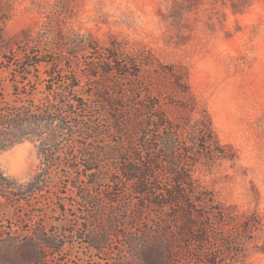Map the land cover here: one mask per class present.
I'll return each instance as SVG.
<instances>
[{
  "label": "rangeland",
  "instance_id": "obj_1",
  "mask_svg": "<svg viewBox=\"0 0 264 264\" xmlns=\"http://www.w3.org/2000/svg\"><path fill=\"white\" fill-rule=\"evenodd\" d=\"M0 34L5 100L13 99L16 80L35 100L48 87L66 90L83 98L94 125L107 119L96 95L108 77L89 75L94 52L81 42L116 43L135 56L141 78L154 86L171 116H181L182 92L167 68L182 71L195 98L190 119L206 114L226 154L192 167L197 195L208 200L199 211L201 222L211 232L219 230L221 220L231 224L238 241L233 249L245 256L226 264H264V0H0ZM28 61L38 65L30 70ZM111 79L123 82L115 75ZM0 165L19 182L28 181L38 165L36 143L24 140L1 152ZM108 167L101 164L97 175L104 172L112 180H97L94 186L82 179L66 188L64 179L81 171L60 172L65 177L54 171L43 195L25 207L0 198V264H35L34 246L36 253L44 252L37 249L39 235L54 243L44 245L45 264H117L136 257L139 227L131 216L137 214L150 230L169 227L174 209L153 207L148 198L169 188L173 179L157 173L142 197L122 170ZM244 220L252 228L244 230ZM96 232L106 236L101 248L89 241Z\"/></svg>",
  "mask_w": 264,
  "mask_h": 264
},
{
  "label": "trees",
  "instance_id": "obj_2",
  "mask_svg": "<svg viewBox=\"0 0 264 264\" xmlns=\"http://www.w3.org/2000/svg\"><path fill=\"white\" fill-rule=\"evenodd\" d=\"M1 39L0 34V46H3ZM84 43L81 42V46L94 52L89 75L108 77L107 84L99 85L96 95L101 99L98 105L108 113L105 123L92 124L93 116L88 114L83 98L72 92L48 87L44 89L45 94L35 100L33 94L18 88L17 83L21 81L16 80L13 99L5 100L0 93V153L30 140L36 143L38 165L26 182L7 175L0 165V198L14 206L25 207L43 195L54 171L58 174L81 171L74 178L64 179L66 188L77 185L82 179H90V186H94L96 183L93 182L97 180H112V176L104 172L97 175L101 164L111 166L109 170H122L123 177L138 186L135 193L146 197L151 181L157 178V173L164 172L173 182L166 190L148 198V203L153 207L174 209L173 220L167 222L170 226L163 231L150 230L143 226V219L132 214L135 226L139 227L134 233L138 236L136 257L117 264H186L190 261L192 264H226L230 258L234 259L233 263L245 256L244 250L233 249L238 241L229 222L221 220L217 232H211L210 227L201 222L203 215L199 211L208 205V200L197 195L192 167L199 160L211 162L226 157V154L215 140L206 114L190 119L195 98L184 73L167 68V75L182 92L178 105L181 116H171L165 111L154 86L141 78V64L135 56L127 54L116 43L103 47ZM21 55L23 60L27 58L25 52ZM24 64L31 70L38 62ZM25 73L21 71L20 75ZM114 75L123 82L116 84L111 79ZM74 87L72 85V89ZM69 117H82L88 119V123L77 124ZM80 138L85 141H78ZM87 193L92 195V192ZM96 205L101 209V204ZM127 210L124 207V211ZM247 221H243L244 230L252 228ZM105 238V234L96 232L89 241L101 248ZM132 239L135 236L130 234V243ZM38 240L37 249L45 253H36L34 246L35 264H45L48 251L44 245L50 246L53 242L42 235Z\"/></svg>",
  "mask_w": 264,
  "mask_h": 264
}]
</instances>
